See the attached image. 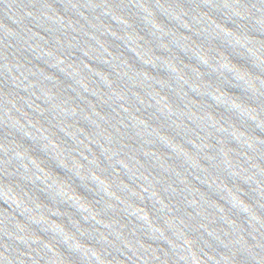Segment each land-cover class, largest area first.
Instances as JSON below:
<instances>
[{
  "label": "water",
  "instance_id": "water-1",
  "mask_svg": "<svg viewBox=\"0 0 264 264\" xmlns=\"http://www.w3.org/2000/svg\"><path fill=\"white\" fill-rule=\"evenodd\" d=\"M0 264H264V0H0Z\"/></svg>",
  "mask_w": 264,
  "mask_h": 264
}]
</instances>
